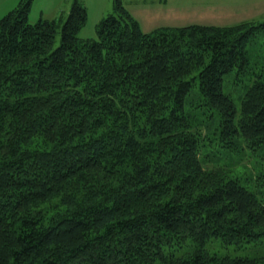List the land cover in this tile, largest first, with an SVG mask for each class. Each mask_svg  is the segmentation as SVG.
Here are the masks:
<instances>
[{
    "label": "trees",
    "instance_id": "1",
    "mask_svg": "<svg viewBox=\"0 0 264 264\" xmlns=\"http://www.w3.org/2000/svg\"><path fill=\"white\" fill-rule=\"evenodd\" d=\"M30 6L0 20V264H264L211 250L264 243V174L204 153L264 149V23L144 33L115 0L85 41L75 0L53 50L62 18L30 24Z\"/></svg>",
    "mask_w": 264,
    "mask_h": 264
},
{
    "label": "rangeland",
    "instance_id": "2",
    "mask_svg": "<svg viewBox=\"0 0 264 264\" xmlns=\"http://www.w3.org/2000/svg\"><path fill=\"white\" fill-rule=\"evenodd\" d=\"M28 0H0V20ZM75 0H31L29 13L30 24L43 20H60L53 50L61 42V26L68 18ZM87 8V23L79 33L81 40H97L98 24L113 12L115 0H80ZM123 6L139 23L144 33H150L162 27H187L193 25L233 27L240 24L264 23V0H121ZM249 59L253 67L264 65V32L248 47ZM252 70L241 72L238 69L225 77L224 91L241 108L242 100L252 84ZM194 89L189 100L196 98ZM202 111L196 116L199 122L205 115ZM203 125L208 122L204 121ZM214 123H212L213 127ZM211 156L215 166L233 172L242 180L251 175L264 174V149L252 151L245 149L237 154H230L225 149L211 143L204 150ZM253 184L249 187L253 189ZM211 250L220 255L233 257H258L264 255V243H247L223 246L215 241Z\"/></svg>",
    "mask_w": 264,
    "mask_h": 264
}]
</instances>
